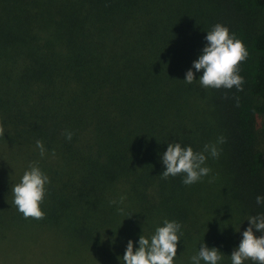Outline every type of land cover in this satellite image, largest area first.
<instances>
[{
    "label": "trees",
    "instance_id": "1",
    "mask_svg": "<svg viewBox=\"0 0 264 264\" xmlns=\"http://www.w3.org/2000/svg\"><path fill=\"white\" fill-rule=\"evenodd\" d=\"M217 23L249 52L242 92L192 68ZM0 123V264H122L165 219L183 233L174 264L202 242L232 264L264 214V0H0ZM221 136L208 176L162 177L168 143ZM33 163L50 181L42 220L13 203Z\"/></svg>",
    "mask_w": 264,
    "mask_h": 264
},
{
    "label": "clouds",
    "instance_id": "2",
    "mask_svg": "<svg viewBox=\"0 0 264 264\" xmlns=\"http://www.w3.org/2000/svg\"><path fill=\"white\" fill-rule=\"evenodd\" d=\"M207 45L203 48L202 54L193 62L192 68L196 72L203 70L199 82L204 87L215 89L236 88L238 92L244 90L245 79L240 75V65L249 57V52L241 39L235 33H230L228 27L222 24H215L205 37ZM195 73L189 69L186 72L184 81L188 84L195 80ZM227 98V97H225ZM236 106L239 107V97H235ZM5 135V128L0 123V137ZM66 139L71 140L73 133L66 132ZM223 136L218 137L215 143L205 144L202 151H194L191 146H182L181 143H168L166 152L163 153L162 163L165 171L161 174L164 179L169 176L183 175L185 185L194 184L208 176L211 169L207 166L206 160L210 155L218 158L220 149L218 145L225 143ZM36 147L40 150L41 157L46 154L42 141H36ZM207 154V155H206ZM55 155V152L52 153ZM49 177L41 170L37 163L29 166L22 176L20 183L12 188L14 196L13 203L18 211L27 218L42 220L45 213L41 209L47 194ZM125 197L121 196L119 203L123 204ZM116 204V200L110 201ZM257 204H264V197H256ZM123 212V208H118ZM249 226L243 232V239L238 248L231 254L232 264H244L246 260L264 264V214L250 216ZM253 229L261 233L259 237L254 234ZM181 232V224L176 221L165 219L163 226L157 227L151 238L141 235L139 247L134 251L133 241L129 240L126 251L121 259L122 264H174L177 256V247ZM223 253L216 247L208 248L203 242L196 255L190 258L191 264H219L223 259Z\"/></svg>",
    "mask_w": 264,
    "mask_h": 264
}]
</instances>
